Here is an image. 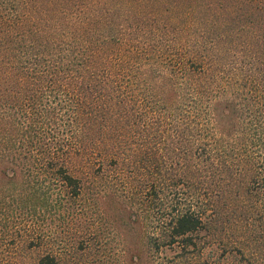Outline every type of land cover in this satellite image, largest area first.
<instances>
[{"label":"trees","instance_id":"obj_1","mask_svg":"<svg viewBox=\"0 0 264 264\" xmlns=\"http://www.w3.org/2000/svg\"><path fill=\"white\" fill-rule=\"evenodd\" d=\"M169 110L177 137L159 115ZM169 137L180 172L157 155ZM108 167L115 190L99 179ZM203 171L233 193L264 186V0H0V238L11 248L65 264L91 235L101 261L102 236L141 228L145 209L133 264H184L154 252L196 245L208 208L189 186Z\"/></svg>","mask_w":264,"mask_h":264},{"label":"rangeland","instance_id":"obj_2","mask_svg":"<svg viewBox=\"0 0 264 264\" xmlns=\"http://www.w3.org/2000/svg\"><path fill=\"white\" fill-rule=\"evenodd\" d=\"M162 24L164 25V23ZM159 33L163 34L160 30ZM169 113L175 114H168L165 111L159 115L166 114L169 118H165V120L174 125V127L165 125L166 135L171 137L176 135L177 137L178 134L176 133H180L178 131L180 128L178 125L180 123V111L169 110ZM171 137L168 139L170 141L167 144L168 146H162L159 151L156 150L157 155L164 158L166 164H170L169 166L172 167L171 172H180V167H182L181 152L178 148H175L178 145L177 138L171 139ZM125 165L122 166L124 174L135 176L134 178L138 179L135 180V183L147 180L144 169L139 173L136 169ZM125 168L129 169V172L133 170L134 173H128ZM206 172L203 171L200 175L197 172L191 178L193 182L189 186L194 197L188 199L195 202L198 207L204 209L202 206L205 204L208 208L204 215L205 228L194 234L196 245L190 246L187 252L182 251L179 245H168L163 247L165 249L160 253L154 252L155 259H158V261H185L184 264H264V186L258 189L255 188L251 194L244 195V191L233 193L230 180L210 177L211 174L209 173L208 176ZM111 175L112 171L108 167L100 172L99 177L102 178H98L103 181L102 184H106L115 190L114 185H111L114 181ZM210 185L211 191L207 190ZM123 190L117 192L118 195L122 199H128V193H124ZM242 195L244 196L240 197ZM136 199L139 198L136 197ZM142 199L146 201L147 198L145 196ZM145 203L142 205L143 209L146 206ZM141 213L148 215L145 209ZM145 215H142L144 223L139 224L141 228L135 227L133 232L125 230L126 234L120 236L116 231L102 236L99 243L102 245L100 249L105 254L101 261H96L95 255H93L92 245L98 243L97 238L94 239L91 235H87L88 240L84 243L83 250L77 244L71 246L70 251L73 252L70 254L71 257L69 256L66 258L67 260H64L65 264H123V262L133 264L134 250L142 246L140 243L142 240L137 242L140 231L143 230L142 224H146V226L148 224ZM46 216L45 218L50 217L49 212H46ZM52 217L53 223L56 222L55 218L59 219L57 213ZM100 224L101 222H97L89 225L83 221L81 229L85 230L92 225L98 227V230L100 227L104 228ZM89 241L91 242L90 246ZM97 247L99 248V246ZM67 248H70V246H67ZM43 251H24L20 247L17 248V246L11 248L6 238H0V264H33L35 255ZM144 260L147 261L148 258L145 256Z\"/></svg>","mask_w":264,"mask_h":264}]
</instances>
